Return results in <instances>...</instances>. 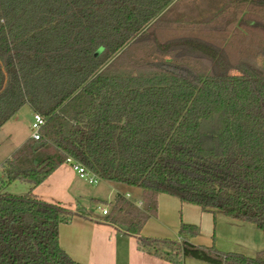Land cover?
Segmentation results:
<instances>
[{"label": "trees", "instance_id": "16d2710c", "mask_svg": "<svg viewBox=\"0 0 264 264\" xmlns=\"http://www.w3.org/2000/svg\"><path fill=\"white\" fill-rule=\"evenodd\" d=\"M213 1L0 0V129L25 106L46 122L0 163V264H80L60 246L72 211L6 192L34 190L68 158L141 191L142 208L118 194L107 223L145 254L264 264V251L140 237L162 195L264 235V0Z\"/></svg>", "mask_w": 264, "mask_h": 264}, {"label": "crops", "instance_id": "0c3cea01", "mask_svg": "<svg viewBox=\"0 0 264 264\" xmlns=\"http://www.w3.org/2000/svg\"><path fill=\"white\" fill-rule=\"evenodd\" d=\"M22 110L23 108L20 110V112ZM20 112L12 119L14 120L15 125H16V122H18L19 120L18 116ZM12 120H10L9 122H11ZM8 123L5 126H3V128L0 129V135L3 136L4 144L5 142H10L16 135L15 125L13 126V129H12L13 132H11L10 130L9 132L4 131ZM30 137L28 138V140L30 139ZM26 141L27 139H24V137L21 138V140H19L18 142L19 143L18 146L15 147L13 150L10 149L8 151V154L6 150L5 152H2L0 149V156L3 157L4 159L0 163L4 164L6 161H8L12 157V155L15 153L17 148L23 145ZM0 145H1V142H0ZM75 173L76 172L72 169L70 165L64 164L39 187L35 188L34 190H31V186H30V189L26 192V195L29 193H32L35 197L47 203H52V201H60L66 196H70L76 199H79V198L82 199L83 195L80 192L79 187H77L74 183L76 181L79 182V180H82V179L79 177L77 173L76 174ZM77 175L79 178L77 177ZM4 179L5 177H4L3 171L0 169V181L2 182ZM1 182H0V185H1ZM100 182H104V181L101 180ZM113 186L115 187L116 194L124 195L123 191H122L123 193H120L121 190L119 188L121 186H115V185ZM127 189L129 190V193L125 195L130 194L132 201L141 199V191L137 189H130V188H127ZM7 190L8 188H6V192L10 193ZM163 197H169V196L167 195L160 196L159 210H158V215L156 218H158L159 216L160 201L162 200ZM113 201L109 204L110 206L113 203ZM183 205H190V204L184 203ZM197 208L200 210L203 217H208V214L210 215V213L202 212V210L199 207ZM215 217L222 220L221 221L222 225L224 223L226 225L229 224V226L228 225L227 226L224 225V226L231 229L229 232L231 233V237H232L231 239L230 235L229 237L220 236V240L217 242V246H216L218 250L225 252V253H238V254L241 253V255L244 254V256L249 257V258H255L258 253L264 251V235L262 232L257 230V228L254 225L231 220L219 214L217 216H214V218ZM156 218H153V219H156ZM153 219H150L149 221ZM87 223H88L87 221L82 220V223L79 225L80 227H82V230L79 233H77L78 237L73 241H72V238L69 239L67 235H66V239L62 238L63 224L60 226V246L61 248L74 261L80 264H172V263H169L159 258L147 255L144 252H142L139 248V237L127 235L124 231H121L120 228H117L114 225L106 223V222H105L106 224L92 223L93 225H87ZM84 224H86L87 227L82 226ZM84 229L86 231L83 233ZM67 230H68L67 233L71 232L70 227H68ZM146 230H147V224L143 228V231L140 237L150 236L149 234L146 233ZM238 234H240L242 238L235 239V236H239ZM242 234H245L251 240L253 238L256 239L257 243L256 244L249 243V240L247 238L243 239ZM197 237L193 239V243L195 245H201L198 242ZM242 248H245V249H242ZM183 262L184 264H206V263L193 260V259H185L183 260Z\"/></svg>", "mask_w": 264, "mask_h": 264}, {"label": "rangeland", "instance_id": "374dc122", "mask_svg": "<svg viewBox=\"0 0 264 264\" xmlns=\"http://www.w3.org/2000/svg\"><path fill=\"white\" fill-rule=\"evenodd\" d=\"M228 1L232 0H216L213 1L214 8H222L225 7ZM212 4V5H213ZM214 9V10H215ZM214 12V11H213ZM242 31H244L242 29ZM33 111L30 109V107L25 106L23 110L19 114V120L18 122H15L12 120L8 123V125L5 127V132H11L13 129V126L15 125L16 128V135L10 142H5L3 136L0 135V141L1 142V151L5 152V150L8 151L11 149L13 150L15 147L18 146L19 140L24 137V139H27L31 136V125L33 120ZM3 131V133H4ZM17 137V138H16ZM22 146V145H21ZM20 146V147H21ZM19 147V148H20ZM17 148V150L19 149ZM16 150V151H17ZM15 151V152H16ZM3 157L0 156V162L3 161ZM76 174V173H75ZM78 177V175H77ZM79 178V177H78ZM1 182V181H0ZM77 187H79L80 192L82 193V199H76L70 196L64 197L60 201H52L51 204H61L68 210L73 212V218L69 223L63 224L62 227V238L66 239V235L68 238H72V241L75 240L78 236L77 233H79L82 230V227L79 225L83 221H87V225H93L92 223H107V217L103 216V210H107L109 214L111 213V206L109 205L114 198L118 195L116 194L115 187L107 182H100L97 185H90L85 180H79L74 182ZM6 188V187H5ZM10 192V194L16 195V196H23L26 195V192L30 189V185L24 184V183H14L11 186L7 187ZM120 193H123L124 195L129 193V190L127 187L121 186L119 188ZM123 191V192H122ZM31 192V191H30ZM31 194V193H29ZM70 197V198H69ZM156 218V217H153ZM151 218V219H153ZM222 220L218 218H214L213 214H208V217H203L200 210L193 205H183L180 203V201L177 198L174 197H163L160 201V212L159 216L156 219H153L147 223V230L146 233L149 234V237L145 238H153V239H159V240H168L172 242H179L182 243L184 240L187 239L188 242L195 245L193 243V239L191 237L182 238L179 235V230L182 224H192L197 225L200 227L201 232L198 235V242L201 245V247L206 248H212L214 247L216 250H218L217 242L220 240V236H227L232 239L231 233L229 232L231 229L225 227V223L222 225ZM106 222V223H105ZM86 224L82 225L84 227H87ZM229 226V224H227ZM226 225V226H227ZM71 228V232L67 233V228ZM86 230H83V233ZM229 232V233H228ZM81 235V234H79ZM239 236H235V239H240L242 236L238 234ZM243 235V239H248L249 243L256 244V239H249L245 234ZM144 237V236H142ZM90 240V239H88ZM245 249V248H242ZM221 253L224 254H230L225 253L220 250H218ZM238 254V253H235ZM241 254V253H240ZM244 255V254H243ZM185 260V259H184ZM180 264H184L183 260Z\"/></svg>", "mask_w": 264, "mask_h": 264}, {"label": "built area", "instance_id": "2783aa9c", "mask_svg": "<svg viewBox=\"0 0 264 264\" xmlns=\"http://www.w3.org/2000/svg\"><path fill=\"white\" fill-rule=\"evenodd\" d=\"M45 123V119L41 115L34 114L33 122L31 125L32 134L30 139H32L33 141H39L42 139V128L44 127ZM66 164L70 165L72 169L79 175V177L88 182L90 185H97L101 181L95 173L89 171L85 166L78 163L73 158H68L66 160ZM125 199L139 208L143 207L142 201L139 199L132 201L130 194L125 195ZM103 215L107 216L108 211L104 209Z\"/></svg>", "mask_w": 264, "mask_h": 264}, {"label": "water", "instance_id": "95a60500", "mask_svg": "<svg viewBox=\"0 0 264 264\" xmlns=\"http://www.w3.org/2000/svg\"><path fill=\"white\" fill-rule=\"evenodd\" d=\"M120 230L121 231H124V232H127L128 231V228L127 227H121Z\"/></svg>", "mask_w": 264, "mask_h": 264}]
</instances>
